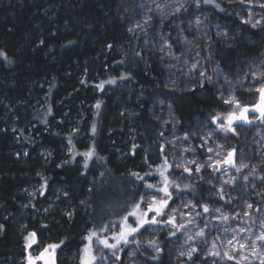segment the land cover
Listing matches in <instances>:
<instances>
[{"label":"trees","instance_id":"1","mask_svg":"<svg viewBox=\"0 0 264 264\" xmlns=\"http://www.w3.org/2000/svg\"><path fill=\"white\" fill-rule=\"evenodd\" d=\"M139 1L0 0V264H22L27 241L58 245L56 264H74L89 229L116 224L147 193L164 196L156 190L165 187V169L153 98L170 102L186 134L221 109L211 84L163 85L157 56L127 30ZM200 1L231 36L216 43L214 57L234 77L264 52V21L251 27L223 0ZM228 142L239 144L233 134ZM167 189L202 208L215 178L174 171ZM171 234L156 245L166 247ZM138 251L162 261L151 244Z\"/></svg>","mask_w":264,"mask_h":264},{"label":"rangeland","instance_id":"2","mask_svg":"<svg viewBox=\"0 0 264 264\" xmlns=\"http://www.w3.org/2000/svg\"><path fill=\"white\" fill-rule=\"evenodd\" d=\"M223 1L232 6L235 17L241 22L250 19L247 24L251 27L263 23L264 7L260 5L264 0ZM209 15L210 12L202 9L200 0H140L138 17L127 26L129 34L139 41V48L157 56L165 87L188 91L211 84L222 102L213 118L196 120L191 134L179 130L168 100L153 98L149 106L151 118L163 125L160 139L164 146L165 186L168 187L174 171L186 172L184 169L188 168L195 180H201L204 171L210 172L215 178L216 189L205 203L209 211L204 212L203 207L190 198L169 189L171 199L164 210L166 215L157 219L166 220L171 214L175 216V224L184 227L145 224L139 232L128 237L127 244L121 242L115 249L106 247L101 241L116 244L113 236L118 234L122 219L95 232L90 240L87 237L94 231L89 229L83 237L80 259L71 260L74 264H225L227 260L236 264H262L264 261V240L260 239L264 236V117L253 111L260 103L256 89L264 84V52L245 59L244 69L234 77L226 75L220 70L214 50L217 42L231 36L221 23L210 20ZM230 98H235L240 107L225 103ZM243 108L248 109L245 113L248 121H233L235 135L217 127L221 122L227 123L226 120L213 122L217 115L223 118L234 112L239 116ZM232 134L239 140L237 146L228 142V136ZM230 152L233 153L232 164L225 163ZM241 164L246 167L237 171ZM197 165H203L199 173L195 171ZM34 193L35 190H28L30 197ZM153 196L157 201L161 197L167 199L153 192L147 193L137 215L146 210L148 203H153ZM153 214L150 212L149 217ZM134 219L129 217L128 223L135 226ZM167 231H172V240L166 247L159 248L162 261L143 259L138 251L140 244L156 242ZM201 231L203 235H197ZM34 244V241L26 242L22 264H30L29 257L31 264H56L57 247L50 248L53 244H49L36 249ZM241 244L245 246L241 248ZM225 252L233 259H228Z\"/></svg>","mask_w":264,"mask_h":264},{"label":"snow or ice","instance_id":"3","mask_svg":"<svg viewBox=\"0 0 264 264\" xmlns=\"http://www.w3.org/2000/svg\"><path fill=\"white\" fill-rule=\"evenodd\" d=\"M211 0H204V3H210ZM241 2L243 3V0H241ZM217 7H219V5H216ZM261 7H264V4L260 5ZM177 11H179V9H177ZM147 22V21H146ZM251 20L249 19L248 21H244V23H250ZM258 23V21H257ZM255 26V25H253ZM0 55H3V53H0ZM193 67H195V65H193ZM201 75H203V73H201ZM110 82H114V81H110ZM102 87V86H101ZM257 92H259L260 94V103L256 106L253 107V111L259 112L261 117H264V84H261V86L259 88L256 89ZM225 103H234L236 104V107H240L239 102L235 100V98H230L228 100H225ZM97 107H99V105H97ZM248 111L247 108H243L240 112V115L237 116L235 115L234 112H231L228 114L227 117H220L219 115H217L213 122L215 123L217 120H226L227 123H223L221 122L220 124L217 125V127L225 133L228 132H232L234 135L236 134L235 129L233 128L232 124L234 120H245L248 121V117L245 114ZM250 122V121H249ZM93 132H95V128H93ZM209 151H212V149H209ZM219 154V153H218ZM87 157H90L92 155V152H88L84 154ZM232 155L233 153L230 152L229 153V157L228 159L225 161V163H229L232 164ZM192 163H195V161H192ZM217 163H220L219 161H217ZM85 167H87V164H85ZM203 167V165H197L195 171L197 173L200 172L201 168ZM246 167V165L241 164L240 167L237 168V171H240L241 168ZM186 172H190V170L188 168L184 169ZM133 175L137 176L138 179H143V177H140L138 173H133ZM161 175L163 176V173H161ZM165 182L167 181V177L164 178ZM244 179H247V177H245ZM226 183L228 181H225ZM148 188H153L154 185L148 184L146 185ZM157 191L163 192L164 193V197H167L168 199H164L163 197H161L159 199V201L156 200V197L153 196L151 199L153 201V203H148L146 205V210L140 212V215H137V212L140 211L141 209V203L144 202V198L143 196L141 197V201L140 203H136L133 207V210L128 212L126 215H124L122 217V222H121V227L120 230L118 232V234H114L113 239L116 240V244H108L107 241H101L102 243L105 244L106 247L108 248H112L115 249L117 247L118 244H120L121 242L127 244L128 241V237L131 235L136 234L137 232L140 231L141 228L144 227L145 224H149V225H157V224H162V223H166V224H171L173 225V227H184V225H179L177 226L175 224V216L168 214L167 215V219L166 220H158L157 217H161V216H165V209L168 206V202L171 199V193L168 192L167 187H161V188H157ZM222 198V197H221ZM249 207H251V205H249ZM203 210L204 212H208V206L207 205H203ZM174 211V210H173ZM154 213L151 217H149V213ZM129 217H133L134 219V223L135 226H133L132 223H128ZM224 220H227V216L223 217ZM31 236H35V233H31ZM96 233L93 232L90 234L89 237H87V239H91L92 236H95ZM197 235H203V232L201 231L200 233H197ZM261 240H264V236L260 237ZM229 243H232L231 240L228 241ZM139 243V242H138ZM150 244L156 249L157 252L160 251L159 247L156 245L155 241H151ZM245 245L241 244V248H243ZM50 248H56L58 247V245H49ZM45 251H47V249H45ZM192 251H195V249H193ZM212 255H216V253H211ZM224 255L228 258V259H233L232 256H230L227 252L224 253ZM189 259H191V251L188 253ZM119 258V257H117ZM94 259V258H93ZM31 260L32 258L29 257V261L31 264ZM262 264H264V261H262Z\"/></svg>","mask_w":264,"mask_h":264}]
</instances>
